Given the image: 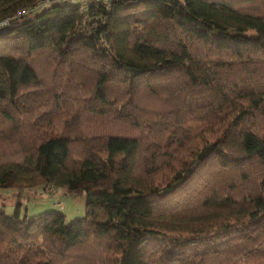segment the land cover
I'll use <instances>...</instances> for the list:
<instances>
[{
    "label": "trees",
    "instance_id": "obj_1",
    "mask_svg": "<svg viewBox=\"0 0 264 264\" xmlns=\"http://www.w3.org/2000/svg\"><path fill=\"white\" fill-rule=\"evenodd\" d=\"M41 1L0 0V119L24 142L0 189L83 193L85 216L0 203V264H60L81 246L107 264H264L259 0ZM36 54L57 58L63 88L89 87L80 110L139 134L81 130ZM140 89L173 107L133 111ZM191 119L213 121L197 134Z\"/></svg>",
    "mask_w": 264,
    "mask_h": 264
},
{
    "label": "rangeland",
    "instance_id": "obj_2",
    "mask_svg": "<svg viewBox=\"0 0 264 264\" xmlns=\"http://www.w3.org/2000/svg\"><path fill=\"white\" fill-rule=\"evenodd\" d=\"M76 2H79V0H76L75 3ZM255 7L258 8V11H264V0L257 1ZM32 57L34 60V65L38 70L39 77L42 78L46 85H48L46 87L55 84L57 82L55 80L58 79L56 85L58 87H61V90H63L62 94L64 96V110H66V112H68L69 114H72L73 112L78 113L80 128L81 130H84L85 133L91 134L95 132L104 134H139V128L137 126L120 122L112 118L104 120L103 118H99L95 115H92L86 109L80 110L83 109L84 106L89 105V87L82 83L80 86L69 84L66 86V88H63L60 85L63 83L65 78L60 75L61 73L58 74V72L54 71L56 70L55 64L57 58H49V55L41 56L39 54L33 55ZM57 64L60 72L64 70L63 64H61L60 62ZM78 65L77 67L82 70L83 68ZM53 67L55 69H53ZM76 93H78L79 95L78 98L74 97ZM83 96H86L87 101L83 98ZM135 97L137 99L135 98V101L133 103L136 108H134L133 111L137 108L160 111L166 110L169 107H173V101L165 102L163 101L164 99L161 100L151 95L146 89L138 90ZM206 99L207 97L200 98L199 104H203ZM50 104L51 100L49 99V101L42 106L41 110L43 108L48 109L51 106ZM66 112H63L62 114L64 115L66 114ZM207 121L213 120L191 119L188 123L191 129H195V131H197V134H200L205 133L208 130L209 125ZM254 127L264 132V121H262L261 119H257ZM160 135L161 134L157 135L156 140H158ZM165 135H167V133H165ZM206 135H209V131L206 133ZM23 146V139L17 137L14 134H11L8 127V123L0 119V161L18 159L21 155L20 153H22ZM73 153H78V150H74ZM18 202L20 203L19 214L21 217L25 216L26 218H30L35 214L49 210H56L62 212L65 216L66 222H70L74 219H78L85 216V198L83 193L70 194L65 192V190L56 189L53 186L44 187L43 184H38L36 186H33L32 188L29 187V189H25L20 192L19 190L13 188L0 189V203L8 214L14 212L16 204ZM57 202L61 204V208L56 206ZM75 254L80 255L77 262H75L76 260H74ZM100 257H102L100 252L97 254L93 253L92 251L87 252L85 248L81 246L73 252V255L69 256L68 258H56L60 262V264H107L102 262Z\"/></svg>",
    "mask_w": 264,
    "mask_h": 264
},
{
    "label": "built area",
    "instance_id": "obj_3",
    "mask_svg": "<svg viewBox=\"0 0 264 264\" xmlns=\"http://www.w3.org/2000/svg\"><path fill=\"white\" fill-rule=\"evenodd\" d=\"M50 0H44L43 2L41 1V2H39V4H44V3H47V2H49ZM52 1H55V2H59V1H73V0H52ZM6 22H7V19H5V20H1L0 21V27L1 26H4L5 24H6ZM56 206H58L59 208H61L62 206H61V204L60 203H56Z\"/></svg>",
    "mask_w": 264,
    "mask_h": 264
},
{
    "label": "water",
    "instance_id": "obj_4",
    "mask_svg": "<svg viewBox=\"0 0 264 264\" xmlns=\"http://www.w3.org/2000/svg\"><path fill=\"white\" fill-rule=\"evenodd\" d=\"M7 26L0 27V33L5 32L7 30Z\"/></svg>",
    "mask_w": 264,
    "mask_h": 264
}]
</instances>
